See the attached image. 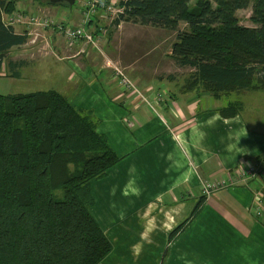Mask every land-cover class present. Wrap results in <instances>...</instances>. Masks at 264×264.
I'll return each mask as SVG.
<instances>
[{"label": "crops", "instance_id": "0c3cea01", "mask_svg": "<svg viewBox=\"0 0 264 264\" xmlns=\"http://www.w3.org/2000/svg\"><path fill=\"white\" fill-rule=\"evenodd\" d=\"M29 6V14L52 12L47 16H58L56 22L66 27L81 18L78 8ZM22 12L18 7L17 13ZM95 14L88 31L96 48L81 41L69 46L53 28L28 31L25 23L16 25L15 32L32 37L14 48L27 46L28 51L43 54L41 61H34V70L53 80L46 91L59 93L90 117L119 157L105 177L90 182V214L112 247L99 264H264V120L253 116L246 123L243 102H238L236 116L221 117L217 110L223 107L207 104L206 94L175 83L178 70L166 75L154 71L160 69L163 56L136 67L131 51L139 41L129 34L138 25L119 23L113 35L128 32L113 40L109 20L101 18L100 9ZM108 63L124 68L149 99L162 96L158 115L117 86ZM28 66L11 61L0 74L5 68L11 78L20 79ZM248 164L256 167L253 177L213 192L190 217L202 184L233 182L235 172ZM254 193L263 197L258 217L253 212Z\"/></svg>", "mask_w": 264, "mask_h": 264}, {"label": "trees", "instance_id": "16d2710c", "mask_svg": "<svg viewBox=\"0 0 264 264\" xmlns=\"http://www.w3.org/2000/svg\"><path fill=\"white\" fill-rule=\"evenodd\" d=\"M17 1L0 0V71L11 64L7 53L27 41L4 20L17 13ZM119 7L114 26L176 33L170 57L190 70L186 90L213 99L264 92V0H125ZM249 7L254 28L236 17ZM240 109L232 102L217 113L232 118ZM118 161L94 121L59 93L0 95V264H99L112 247L90 214V182Z\"/></svg>", "mask_w": 264, "mask_h": 264}, {"label": "rangeland", "instance_id": "374dc122", "mask_svg": "<svg viewBox=\"0 0 264 264\" xmlns=\"http://www.w3.org/2000/svg\"><path fill=\"white\" fill-rule=\"evenodd\" d=\"M33 3H32V2ZM106 0L104 3L109 5V1ZM116 2L119 1H125V0H114ZM79 0H75L74 5L70 8V9H77L79 7L78 4ZM115 3V2H114ZM18 7L23 9L22 13H16V15L13 16L12 19L15 20V22H23V23H28L29 25V19L31 20L32 15L29 14L28 8H30L31 6H29L30 4H32L34 7H45L47 9H53L54 7H60L61 9H63L61 6L64 7V5H48L46 3V0H18L17 1ZM68 8V7H66ZM66 8L63 9V11H67ZM39 15H35L34 16L38 19H51L54 23H58L56 21H58V16L57 17H48L47 15L52 14V12H50V14H47L46 12L43 11H39L38 13ZM236 17L239 21V24L244 26V27H249V28H254L255 26L250 22L249 17H250V7L246 10H241L238 11L236 13ZM111 21H109V23H111L110 25L112 27H110V29L108 30V34L110 35V37L114 34V29L113 27H115L114 25H112L113 20L112 17L110 16ZM4 20L6 21V17H4ZM14 22V24H15ZM16 25H21V24H15L13 26L14 30H17L19 28L16 27ZM37 29L40 28L38 26H31L29 25V30L28 31H32V29ZM21 29V28H20ZM41 29V28H40ZM55 31L56 28H53ZM113 29V30H112ZM133 30V28H131ZM180 30L184 29V25L180 24L179 26ZM135 31V32H134ZM134 31H132L129 35L134 36L135 40H137V42L139 44L136 45L135 49H132L131 53L136 54V56H133V58L135 60H137L136 64L134 63V59L130 58V61H132L136 67H139L140 65H143L145 63H147L148 65H151L154 60L160 56H163V62L162 65H159L160 69H155L154 71H156V73L159 75L161 72H166V74L168 73H172L175 70H178L179 75V79L175 80V83L177 85H181L183 88L185 87V83H186V79L188 78V74L190 72V70L188 68H175L174 70L171 69V57H170V51H171V45L172 43L175 41V36L176 33L174 32H169V31H160V30H155L153 28L150 27H140L138 26V28L134 29ZM128 31H125V33L121 34H115L112 36L113 40L114 39H118V37H120L121 35H126ZM21 33V32H20ZM57 33L59 34V32L57 31ZM60 35V34H59ZM32 36H27V41L29 42V39H31ZM121 39V37H120ZM26 41V42H27ZM44 42V40L42 41ZM126 53L129 50L128 47H126ZM131 50V49H130ZM44 49L41 51V53H44ZM147 52V53H144ZM40 58H43V54H34V52L28 51L27 50V46L24 47H19V48H13L11 51H9L7 53V61H12V62H20V61H24V62H28L29 66L25 67V73L24 76H22L20 79H13L11 78L9 75H7L5 73V68L2 71V73L0 74V95H16V94H29V93H34L36 91H46L48 90L49 87H51V81L50 79H46L47 76H45L44 71H37L35 72L34 68L37 67V64H34V61H38ZM43 60V59H42ZM41 61V60H39ZM48 60H45L43 62L40 63V65H42L43 63H45ZM170 64V66H168ZM26 65V63H25ZM175 65V64H174ZM154 66V65H153ZM152 66V67H153ZM29 68H33V72H28ZM126 73V71H125ZM176 73V72H175ZM152 74V69H151V73ZM150 74H148L150 76ZM175 75V74H174ZM31 79H35V81H30ZM186 88V87H185ZM185 90V89H184ZM243 95H246L245 97V102H244V97ZM205 101L207 104H209L210 106L213 105H219L221 107H225L228 103L233 102V101H237V102H243V119L245 120L246 123L251 122L253 116H260V118L262 120H264V92H259V93H248V94H230L227 96H222L221 99L219 100H215L212 97H210L209 95L206 94V98ZM205 102H202L200 104V106L202 107V105H204ZM260 121V120H259ZM244 184V182H242ZM207 184H210V182H208ZM215 192V191H214ZM213 193V192H212ZM200 194L202 195V190H200ZM54 197L56 199H61L62 197V191L58 190L56 192H54ZM257 217V216H256Z\"/></svg>", "mask_w": 264, "mask_h": 264}, {"label": "built area", "instance_id": "2783aa9c", "mask_svg": "<svg viewBox=\"0 0 264 264\" xmlns=\"http://www.w3.org/2000/svg\"><path fill=\"white\" fill-rule=\"evenodd\" d=\"M105 1L106 0H79L78 10L81 18L75 26L66 27L62 25V23H54L51 19H38L34 15H32L31 20L29 19V25L38 26L41 29L56 28V30L62 36L63 40L69 46H71L73 43L81 41L86 43L87 45H90L91 47L96 48V41L94 39V36H92V34L88 31L92 19L96 15V9L102 10L103 15L101 16V18L105 20L108 19L109 21H111L110 16L112 17V20H114L124 12V8L119 7L120 1L116 2L114 0H108L109 5L105 4ZM12 18L13 17H9L6 19L8 25L14 26L15 24H24L20 21L15 22V20ZM25 24L28 25V23ZM107 65L108 68L112 71L113 77L120 89L128 92L132 97L139 100V102L144 105V107H146L152 114L158 115L157 106L162 101V96L160 94H156L149 99L148 96H146L144 92H142L137 87V85L128 77V75L125 73L124 68L120 67L117 64L108 63ZM244 167L245 168H242L241 170L235 172L233 182L228 183L227 181L222 180L218 183L202 184V195L207 198L214 191L225 188L226 186H232L233 184L244 182L255 175L256 167L254 165L248 164ZM252 205L254 215L257 217L260 216L263 207V197L260 193H254Z\"/></svg>", "mask_w": 264, "mask_h": 264}, {"label": "water", "instance_id": "95a60500", "mask_svg": "<svg viewBox=\"0 0 264 264\" xmlns=\"http://www.w3.org/2000/svg\"><path fill=\"white\" fill-rule=\"evenodd\" d=\"M51 5H62V4H66L68 6V8H71L74 3L75 0H47Z\"/></svg>", "mask_w": 264, "mask_h": 264}, {"label": "clouds", "instance_id": "9594fccd", "mask_svg": "<svg viewBox=\"0 0 264 264\" xmlns=\"http://www.w3.org/2000/svg\"><path fill=\"white\" fill-rule=\"evenodd\" d=\"M239 138L240 137L237 138L235 145H233L234 148H237L236 144H237V141H238Z\"/></svg>", "mask_w": 264, "mask_h": 264}]
</instances>
